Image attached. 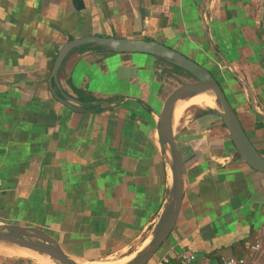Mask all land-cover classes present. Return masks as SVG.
<instances>
[{"label":"crops","instance_id":"1","mask_svg":"<svg viewBox=\"0 0 264 264\" xmlns=\"http://www.w3.org/2000/svg\"><path fill=\"white\" fill-rule=\"evenodd\" d=\"M86 35L154 39L207 67L260 146L264 118L251 99L264 110V0H0V222L38 227L77 262L98 264L127 255L158 219L168 181L155 121L165 98L147 56L87 48L58 71L75 108L55 99L48 80L56 54ZM198 112L181 136L174 121L183 198L162 253L147 264L186 251L245 256L259 234L252 264H264V173L239 157L221 119ZM0 246L8 248L0 264H55Z\"/></svg>","mask_w":264,"mask_h":264},{"label":"water","instance_id":"2","mask_svg":"<svg viewBox=\"0 0 264 264\" xmlns=\"http://www.w3.org/2000/svg\"><path fill=\"white\" fill-rule=\"evenodd\" d=\"M82 46H88L90 49L102 48L107 52L151 54L181 67L194 78L178 85L166 96L155 121L159 153L168 181L167 196L150 236L136 253L129 255L128 259L121 263L147 264L173 230L183 198L185 163L174 135V110L179 100L202 93L212 95L215 98V107H210L211 112L221 119L227 130L226 136L234 145L239 157L252 169L264 173V154L250 141L221 84L212 72L183 53L154 39L86 35L68 40L59 48L48 80V88L59 102L75 108L70 103L71 98L60 90L58 71L69 53ZM220 56L224 59L221 54ZM251 106L253 111L264 118V110L258 109L252 99ZM0 243L46 254L55 264H85L77 262L62 249L54 237L34 226L0 222Z\"/></svg>","mask_w":264,"mask_h":264},{"label":"rangeland","instance_id":"3","mask_svg":"<svg viewBox=\"0 0 264 264\" xmlns=\"http://www.w3.org/2000/svg\"><path fill=\"white\" fill-rule=\"evenodd\" d=\"M101 54H104L105 55V53H101ZM119 55H121L120 57H122V58H128L129 59V57H131L132 56V54L131 53H118ZM134 57H141V56H139L138 54H135L134 53V55H133ZM141 58H143V59H145L146 57H141ZM148 60H150V58H148ZM158 61V60H157ZM122 70H123V73H127V71H128V69H129V66H123V68H121ZM211 71V70H210ZM134 73H131V75H133ZM135 74H137V75H139L138 74V72H136ZM212 74H213V72H212ZM215 75V74H214ZM138 80V77L136 78V81ZM181 80L182 81H190V80H193V79H188V77H186V79L185 78H183V77H181V78H179V77H176V78H174V79H171V80H169V82H168V85H167V90H169V91H172L175 87H177L178 85H180V84H182V83H180L181 82ZM218 80V79H217ZM185 81V82H186ZM219 82V81H218ZM138 84H139V86H140V88H141V85H142V81H139L138 82ZM220 84H221V86H222V88H223V90H224V92H225V94L226 93H228V89L226 88V86L223 84V83H221L220 82ZM142 87H144V88H146V85L145 84H143L142 85ZM138 89L137 91H141V89ZM145 91H146V89H145ZM168 93V92H167ZM170 93V92H169ZM146 94H148V91H146ZM149 95H151L150 94V92H149ZM164 95H165V93H164ZM168 95V94H167ZM227 96V95H226ZM146 99L147 100H150V97H146ZM229 101V100H228ZM232 105V108H233V110H235V113L237 114V116H238V118H239V120H241L240 122L242 123V127L244 128V130H245V132H246V134L247 135H249V137H250V140H251V142L253 143V145L256 147V149L259 151V150H264V142L262 143V145H260L259 146V142L258 141H256V140H254L252 137H251V135H252V132H250L249 130H250V128H248L246 125H244V123L242 122V119H241V117H242V114H240V110H238L236 107H234L233 106V104H231ZM208 108H210V107H207V106H204V105H192V106H190V107H187L186 109L187 110H184V115H182V117L177 121V126H175V128H176V132H177V136H181V135H183L182 133L184 132V130H185V125L187 124V122L190 120V119H192L193 118V114H197V113H199L198 111H201V112H207L208 110ZM198 110V111H197ZM209 112V111H208ZM184 116V117H183ZM183 121H182V120ZM205 124V123H204ZM203 127H205V125H203ZM206 132H203V133H200V134H198L197 135V137L199 136V135H202V134H205ZM186 136H188V135H186ZM194 137V136H193ZM217 145V148H220L221 147V143H218V144H216ZM152 178H153V180L155 181V180H157V177H155L154 175H152ZM157 221V220H156ZM150 233H151V230H146L145 232H143L138 238H137V240H135V242H134V244L131 246V249H130V251H128V253H127V255H126V253H124V255L123 256H121V255H119V254H117V255H113V256H111V257H108L107 259H104L102 262H100V263H98V264H119L118 262H120V261H122V260H125V259H128V257H129V255H132L133 253H136L137 251H138V249L139 248H141L142 246H143V244H144V242H145V240L150 236ZM163 248H164V246L163 245H161V247L157 250V252L155 253V256H158V255H160L161 253H162V250H163ZM131 252H133V253H131ZM126 257V258H125ZM102 259V258H101ZM120 260V261H119ZM87 264H95L96 262H98V259H89V260H87V261H85ZM97 264V263H96Z\"/></svg>","mask_w":264,"mask_h":264},{"label":"built area","instance_id":"4","mask_svg":"<svg viewBox=\"0 0 264 264\" xmlns=\"http://www.w3.org/2000/svg\"><path fill=\"white\" fill-rule=\"evenodd\" d=\"M261 250L262 234H259L248 243L245 256H230L216 259L207 255L197 257L194 252L186 251L179 254L176 261L162 257L156 264H252Z\"/></svg>","mask_w":264,"mask_h":264},{"label":"trees","instance_id":"5","mask_svg":"<svg viewBox=\"0 0 264 264\" xmlns=\"http://www.w3.org/2000/svg\"><path fill=\"white\" fill-rule=\"evenodd\" d=\"M87 48H88V46H82V47H80L78 49L79 50H85ZM92 49H100L106 54H110V53L118 54L117 52H107V51L103 50L102 48H92ZM131 54H132V57H134L133 56L134 53H131ZM135 54H138L139 56L142 55L143 57L147 56L148 58H150V61H153L154 70H151L150 73H151V75L155 74L156 79L159 82H161L160 95L163 96L164 98H166L167 94H169V92H171V91L167 90V85H168L169 80L174 79L176 77H179V78L183 77L185 79H186V77H188V79L189 78L190 79H194L190 73H188L187 71H185L181 67H178V66H176V65H174L172 63H169V62H167V61H165V60H163V59H161V58H159L157 56H154V55H151V54H144V53H135ZM141 60L142 59H140V61ZM139 65H140V63H139ZM185 81L181 80L180 83H184ZM78 92L80 93L81 91H78ZM164 93H165V95H164ZM207 110L210 113H212L211 112V108H208Z\"/></svg>","mask_w":264,"mask_h":264},{"label":"bare ground","instance_id":"6","mask_svg":"<svg viewBox=\"0 0 264 264\" xmlns=\"http://www.w3.org/2000/svg\"><path fill=\"white\" fill-rule=\"evenodd\" d=\"M192 105H204L207 107H215V98L212 95L209 94H198L196 96L190 97L188 99H182L179 100L176 105H175V110H174V121L176 122V126H177V121L182 117V115H184V110H187V107H190ZM202 111V110H201ZM184 117V116H183ZM182 120V119H181ZM183 121V120H182ZM174 122V123H175ZM8 248H4L3 246H0V251L3 250L5 252L7 251ZM25 249V251H29L30 249L27 248H23V250ZM14 251V249H13ZM15 252V251H14ZM13 252V253H14ZM30 252V251H29ZM26 253V252H25ZM24 253V254H25ZM29 254V253H28ZM26 255V254H25ZM127 259L122 260L120 262H118L119 264L124 263Z\"/></svg>","mask_w":264,"mask_h":264}]
</instances>
